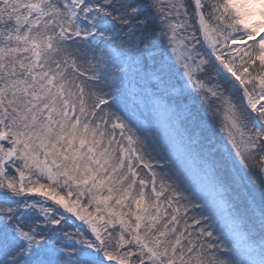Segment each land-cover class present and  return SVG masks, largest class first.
Here are the masks:
<instances>
[{"label":"snow or ice","instance_id":"1","mask_svg":"<svg viewBox=\"0 0 264 264\" xmlns=\"http://www.w3.org/2000/svg\"><path fill=\"white\" fill-rule=\"evenodd\" d=\"M0 264H264V0H0Z\"/></svg>","mask_w":264,"mask_h":264},{"label":"rangeland","instance_id":"2","mask_svg":"<svg viewBox=\"0 0 264 264\" xmlns=\"http://www.w3.org/2000/svg\"><path fill=\"white\" fill-rule=\"evenodd\" d=\"M141 119H143V117H140ZM153 122L155 123V117H153Z\"/></svg>","mask_w":264,"mask_h":264}]
</instances>
